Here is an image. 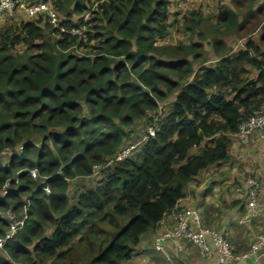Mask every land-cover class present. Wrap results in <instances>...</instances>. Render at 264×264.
I'll use <instances>...</instances> for the list:
<instances>
[{
  "label": "trees",
  "instance_id": "16d2710c",
  "mask_svg": "<svg viewBox=\"0 0 264 264\" xmlns=\"http://www.w3.org/2000/svg\"><path fill=\"white\" fill-rule=\"evenodd\" d=\"M23 1L51 4L69 28L87 26L88 42L44 15L0 27V213L28 204L0 264H128L186 186L229 160L232 134L264 105V49L251 36L264 25V3L231 0L216 19L192 11L183 25L200 42L167 45L159 38L172 0ZM231 34L246 38L232 54ZM205 43L218 57L212 65ZM17 44L26 50L14 53ZM146 136L91 186L72 187ZM7 232L0 216V236Z\"/></svg>",
  "mask_w": 264,
  "mask_h": 264
},
{
  "label": "built area",
  "instance_id": "2783aa9c",
  "mask_svg": "<svg viewBox=\"0 0 264 264\" xmlns=\"http://www.w3.org/2000/svg\"><path fill=\"white\" fill-rule=\"evenodd\" d=\"M24 13L29 18H38L41 15L49 19L50 24L60 33H67L78 37L84 42H88L87 26L67 27L61 23V19L55 8L44 1L26 2L23 0H0V27L6 22L18 21L19 14ZM87 20V19H86ZM161 107L159 115H161ZM157 130L156 125L148 127V135L154 136ZM233 140L242 143H250L255 140L264 139V105L260 111L256 112L251 118L243 121L237 132L232 134ZM147 136L138 143H129L121 148L114 156L107 159L105 164L95 168L92 176L99 175L104 169L127 159L131 156L137 147L146 140ZM36 176L35 172L33 173ZM7 187V185H6ZM5 187L3 195L8 190ZM49 192V188H45ZM262 182L258 177H252L247 180V211L240 220L241 224H252L262 216L261 196ZM27 205L21 215L8 210L0 213V216L8 224V232L0 236V247L2 248L7 241L13 239L17 233L24 228L28 219ZM172 225L166 227L160 234L156 235L153 241V250L164 256L169 264H176L181 261V253L184 252V242L191 243L197 248L202 256L208 259L215 258L216 264H230L232 262L244 263L247 258L254 255L264 246V233L256 236L251 250L244 254H236L229 240L220 232L204 225V220L199 209L194 207H182L178 204L167 215ZM165 242H170L174 246L175 254L170 255L165 247Z\"/></svg>",
  "mask_w": 264,
  "mask_h": 264
},
{
  "label": "crops",
  "instance_id": "0c3cea01",
  "mask_svg": "<svg viewBox=\"0 0 264 264\" xmlns=\"http://www.w3.org/2000/svg\"><path fill=\"white\" fill-rule=\"evenodd\" d=\"M195 1H197L198 4H201V2L211 4L213 2L212 0ZM172 2H175L178 5L181 1L172 0L171 3ZM259 2L260 4H263L264 0H259ZM189 3L191 2H188L187 7H189ZM192 11L203 10L190 9V11H188L185 15ZM204 13L206 15L215 16L216 19L218 11L215 15L206 12ZM28 20H30V18L26 16L24 20H20L19 22H25ZM260 28L264 29V25H261ZM167 33L163 37L159 38V44H164L161 42V39L164 38ZM229 53L232 54L235 52L230 50ZM196 65L199 68V65ZM251 76H256L255 70L252 71ZM240 146L241 144L237 140H233L229 150H234L233 155H236L238 152V156L247 157L248 162L246 163L248 164H250L251 161H260V165H264V139L260 142V144H257L253 150H251L252 152H247L244 150V148H242V146ZM230 159L231 152L230 158L226 163H229ZM222 164L226 166L225 163H221L201 171L196 179L186 186L185 196L179 201L178 205L182 207L198 208L202 214L204 225L208 228L220 231L229 240L233 251L238 255H244L251 250L256 236L259 233L264 232V191H262L260 196L262 210L261 218L254 221L252 224H241L240 220L244 217L247 211V190H236L235 178L232 177L228 172H224L222 170L223 168L220 166ZM215 169L216 172H214ZM93 178V176H90V178L83 179L91 180ZM79 179L73 183L72 187L78 186L80 183ZM245 184L247 185V182ZM82 187L86 188L84 185H82ZM172 224V221L167 216H165L155 230L149 231L142 235L140 243L134 249L135 255L128 264H169L163 255L158 254L153 250V241L156 235L160 234L166 227H169ZM4 246L2 248L0 247V254L9 259ZM165 247L170 255L175 254V249L172 243L165 242ZM184 247L185 250L180 255L181 261H177L176 264H216L215 258H205L191 243L184 242ZM12 264L22 263L12 262ZM230 264H264V246H262L256 254L247 258L244 263L232 262Z\"/></svg>",
  "mask_w": 264,
  "mask_h": 264
},
{
  "label": "rangeland",
  "instance_id": "374dc122",
  "mask_svg": "<svg viewBox=\"0 0 264 264\" xmlns=\"http://www.w3.org/2000/svg\"><path fill=\"white\" fill-rule=\"evenodd\" d=\"M180 1L181 2L178 5L175 2H172L170 4V10L172 12V16L170 19L171 25H170V28H169L167 35L161 39V42L164 44L180 45V44H188V43H191L192 41L200 42V37L198 36V32L192 33L190 31H187V30H185V26L183 25V20H184L183 17L188 11H190V9L191 10L202 9L203 10L202 12H206V13H210V14L215 15L217 11L221 10V7H223V8H225V7L234 8V3H232L231 0H212L213 2L211 4H206L205 2L204 3L201 2V4H198L197 1H195V0L194 1L180 0ZM245 1H247V0L243 1L244 6L247 7L249 1H247L248 3ZM188 2H191V3H189V7H187ZM259 4H260V2H259ZM25 17H26V15L24 13L19 14L17 17V20L18 21L24 20ZM86 19L87 20L90 19V16H87ZM74 20H76V18ZM7 24L8 23H6L4 25H7ZM10 24H12V23H10ZM261 25H260V27H261ZM258 27L252 33L251 36L264 49V41L262 39V35L264 34V29L260 28V27L258 28ZM200 30H201V27H200ZM87 31H88V29H87ZM0 32H1V29H0ZM203 32H205L206 35H208L204 29H203ZM208 40H210V37H208ZM245 41H246V38H241L240 36L237 37L236 35H233V34L227 35L225 37V42L232 52H237L241 48H244ZM26 48L27 47L24 44H17L16 47L14 48L13 52L14 53H23L26 50ZM77 53H82V51L80 50ZM204 60L206 62L205 63L206 65H212L213 62L215 60H217V57H216L213 49L211 48V46L209 44L205 45ZM197 68H198L197 65H195V69H197ZM161 112H162V109H161ZM146 128H147V126L145 123H143V122L138 123L134 127L135 135H137L138 138H140L141 136L142 137L145 136ZM261 141H263V140H261V139L255 140V141L247 143V144L239 142V141L238 142L241 144L242 148H244L245 151L252 152L251 150H253L257 144H260ZM130 143H133V142H130ZM233 151H234L233 149H231V151H230L231 152L230 162L225 163L226 166H224V164H222L220 166H222V168H223L222 170L224 172H228L232 177L235 178L236 190H240V191H241V189H243V191L247 190V185L245 184L247 182V180L249 178H252V177H258L262 182V191H264V184H263L264 183V165H260V161H257V162L251 161V163L248 164V163H246V162H248L247 157L238 156L237 155L238 152L236 155L235 154L233 155ZM214 172H216V169L214 170ZM79 181H80V183L78 184V189L80 191L83 189L82 185L89 187L93 184V182L91 180H87V179L85 180L83 178H80ZM244 186L246 189L244 188ZM73 192H75V190ZM261 233H264V232H261ZM261 233H259V234H261Z\"/></svg>",
  "mask_w": 264,
  "mask_h": 264
}]
</instances>
